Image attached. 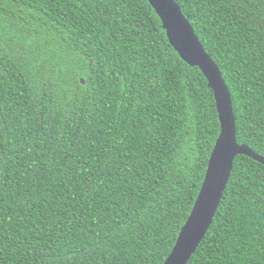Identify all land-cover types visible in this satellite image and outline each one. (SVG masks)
<instances>
[{
	"label": "trees",
	"instance_id": "trees-1",
	"mask_svg": "<svg viewBox=\"0 0 264 264\" xmlns=\"http://www.w3.org/2000/svg\"><path fill=\"white\" fill-rule=\"evenodd\" d=\"M176 2L264 156V0ZM218 134L147 0H0V264H162ZM187 264H264V164L236 156Z\"/></svg>",
	"mask_w": 264,
	"mask_h": 264
},
{
	"label": "water",
	"instance_id": "water-1",
	"mask_svg": "<svg viewBox=\"0 0 264 264\" xmlns=\"http://www.w3.org/2000/svg\"><path fill=\"white\" fill-rule=\"evenodd\" d=\"M158 16L169 44L189 66L197 67L211 89L219 120V134L192 208L162 264H187L212 224L229 181L233 163L245 155L264 164V156L238 143L231 94L222 73L176 0H147ZM83 83V79H81Z\"/></svg>",
	"mask_w": 264,
	"mask_h": 264
}]
</instances>
